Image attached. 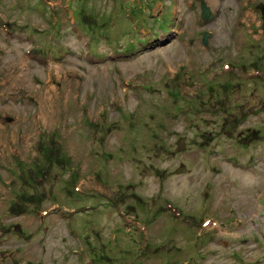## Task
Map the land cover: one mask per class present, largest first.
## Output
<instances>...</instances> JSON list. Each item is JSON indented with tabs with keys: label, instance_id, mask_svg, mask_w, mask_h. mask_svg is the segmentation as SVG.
Wrapping results in <instances>:
<instances>
[{
	"label": "rangeland",
	"instance_id": "rangeland-1",
	"mask_svg": "<svg viewBox=\"0 0 264 264\" xmlns=\"http://www.w3.org/2000/svg\"><path fill=\"white\" fill-rule=\"evenodd\" d=\"M203 1L0 0V264H264V0Z\"/></svg>",
	"mask_w": 264,
	"mask_h": 264
},
{
	"label": "water",
	"instance_id": "water-1",
	"mask_svg": "<svg viewBox=\"0 0 264 264\" xmlns=\"http://www.w3.org/2000/svg\"><path fill=\"white\" fill-rule=\"evenodd\" d=\"M198 4H199V9H200L199 15L203 20H206L210 16L208 6L205 4V2L203 0H199ZM205 34H206V32L202 33V36H201L202 42H204ZM178 143H179V141L178 142L176 141V144H178ZM7 262H8L7 260L4 261V264H7Z\"/></svg>",
	"mask_w": 264,
	"mask_h": 264
}]
</instances>
